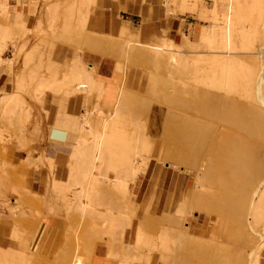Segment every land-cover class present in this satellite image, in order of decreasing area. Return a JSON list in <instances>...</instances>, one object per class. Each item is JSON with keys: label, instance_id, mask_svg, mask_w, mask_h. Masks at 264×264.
Listing matches in <instances>:
<instances>
[{"label": "rangeland", "instance_id": "rangeland-1", "mask_svg": "<svg viewBox=\"0 0 264 264\" xmlns=\"http://www.w3.org/2000/svg\"><path fill=\"white\" fill-rule=\"evenodd\" d=\"M258 1L260 4L256 5H252L250 0L238 1L241 5L245 2V5H248L247 8L244 5L246 9H249V6L254 8L246 15L245 12H241L242 14L238 16H241V19L234 18L239 21L238 23L234 19L232 20L235 24L232 26L231 36L228 38L223 37L222 33L225 31L224 25L228 14L229 0H181L182 4H188L184 11L187 10L190 14L189 18L181 20L182 24L186 23V29L180 28L176 38L171 36L169 31H163L161 34L153 35L150 40L141 39L143 42H151L153 39L156 42H162L168 39L183 50L199 51L203 54L207 53L211 47L219 51H228V53L235 50L236 52H230V54L232 53V57H234L233 54L236 56V59L233 60L237 62L231 61V63H234V66L237 65V68L230 63L229 65L235 70L231 67L230 69L226 68V70L227 72L229 70L240 72V76L237 77L238 74L236 75V73L238 72H234V76H228V73L226 76L222 75V69L212 58H210L211 60L207 58L208 55L204 56L206 58L202 65L196 67L197 70L190 67L191 65L173 70L164 68L155 70V67L150 64L141 65L142 63L137 61H124L120 53H114L116 51L108 53L98 49H88L87 37L90 34L108 37V35L105 36L94 29L97 0H0L2 6L0 10V70L2 69L3 73L8 76L9 82H14V88L11 92H7L5 88L0 91V264H154L158 256L163 257V252H160V247L163 245L161 239L163 235L165 236L167 232L178 233L180 231L187 234L192 233L195 243L190 242V246L188 243L184 244L182 247L186 249L173 250L170 257H164L165 264H175V262L176 264H216L215 261L208 260L207 255L205 257L201 255L198 243L202 238L211 241L213 246L228 248L225 252L223 251L224 253H228L230 246L241 248L246 256L243 264H264V175L256 174L253 177L254 181L252 180L253 186L250 187L249 192L251 202L249 203L252 205L249 208V204V209H244L246 212H243V215L245 214L243 219L246 221L244 223L247 227H242L243 222V224L238 223L239 221L236 223V225H241V233H245L247 230L248 234L251 233L250 237L245 236L246 239L232 238V236H229V239L224 227L215 230L217 225L221 223L222 217L217 218L212 215L214 213H205L206 223H199V220H202L200 214L203 213L198 211L197 205L189 200L185 201L183 207H177L181 214L182 211L184 212L182 215L177 214L176 216V212L174 213L172 210L169 212L170 209H165L169 197L174 191L173 187L178 185L179 173L180 175L183 173L182 177L185 178L183 185L180 184V193L186 192L188 195L190 192L193 193V188L197 184L196 176L198 173L196 172H198L200 163L207 159L208 166L212 165L211 159L213 160L212 153L216 148L215 145L211 149V153L208 147L201 149L200 163L193 165L183 162V164L179 160L175 161L167 157V151L171 146L168 143H164L165 146H162L160 158L142 149L140 142L133 138L132 132L136 127L127 125L126 128L130 132L126 141L129 146L136 143V146L131 147V151L134 152L138 149L137 153L134 154L136 160L139 161L140 170L138 174L134 177H131L130 173V175L128 174L127 168L121 164L122 143L116 144L112 148L111 155L107 154V157L103 155L99 159L98 163H101H99L100 165L97 163L98 171L96 169L94 171V180L100 181V184L97 183L100 188L97 186L98 189L96 187L94 194L88 198L91 203L85 199L82 190L85 182L81 172V164L83 163L78 159L79 156H76L77 160L74 159L76 157L73 151L77 141L83 139L86 144L88 143L87 145L93 143L92 131L96 129L94 119L98 118L97 113L99 111H112L115 108L114 103L117 98L114 96L117 94V89L115 85L108 84L107 98L105 96L101 100L95 95V90L85 89L80 82L77 83L75 80L65 82L62 79L64 69H70L74 65H72L74 52L82 55V57H85L86 54L96 55L98 58L100 56L102 58L108 57L114 60L116 65L118 62H122L126 65L128 63L130 67L140 68L144 73L157 76L156 78L162 80L159 82L160 84L154 82L156 84L155 92L150 91H153L152 87L155 85L152 82L156 80L144 81L143 84L145 86L147 84V87L151 88L139 93L148 101L153 102L150 105L152 104L151 108L155 109L158 121L161 115L168 116V110L182 109L180 111L194 115L190 106L197 105L200 98L198 93L203 95L204 93L205 95L206 93L214 94L217 103L220 102L217 106L221 113L217 115L218 117L216 116L217 118L215 117L216 119L203 117V121L208 124L210 122L209 125L214 123L218 125L219 121L223 120L222 123H224V119H228L227 125L217 127L220 132L218 133L219 136L226 130L230 134L246 137L248 144L245 148L250 150L254 160L264 167V103H262L264 96L259 99L257 91L258 82L261 80L264 82V0ZM178 2L180 0L173 2L177 6L176 13H180ZM252 3L254 4L253 1ZM27 7L29 8L28 13H24V9ZM224 15L226 16L224 17ZM31 16L37 17L33 26L29 24ZM125 25L128 27L126 23ZM130 31L134 36H138L137 33ZM210 32L214 34L212 44L206 39ZM112 37L117 38L119 35ZM112 37L109 36L108 38ZM117 55H119L118 58ZM242 63L245 64V68ZM87 65L104 79L96 62L88 61ZM216 71L219 73L218 76H216ZM201 72L204 76H201ZM116 76L119 80L122 79V73L119 71L114 77ZM226 77L239 83L234 81V84L232 81L229 83L226 80L230 81L231 79ZM240 77L243 80H240ZM199 78H204V80ZM105 79L107 80V77ZM48 81L55 83L50 84ZM196 81L205 82L198 83ZM62 82L64 85L61 84ZM65 83L68 84L69 88ZM231 85L235 87L233 88ZM74 88L77 92L74 91ZM262 93L264 94V88L261 96ZM152 96H157L158 100ZM219 96H221V101H219ZM222 100H226V104L229 106L225 105V101L221 104ZM188 105L190 106L188 107ZM256 107L258 110L255 109ZM93 108L96 110L92 115L94 120V123L92 120V128L94 129L90 128V130L86 125L84 128L78 129L77 126L69 123L71 117L78 119L84 116L85 120L86 112ZM146 113L142 115L134 113L133 118L131 117L134 120L136 117L138 118L136 119L137 127L147 122ZM123 119L126 124L131 122L129 117ZM235 119H241L239 121L241 126L235 125L237 122H233ZM53 127L65 128L69 135L68 139L54 141L49 137ZM208 132L207 134H210ZM215 135H217L216 131ZM153 137L158 138V135L154 133ZM75 138H77L76 141ZM36 145L44 146V148H33ZM56 146H60V148L57 149ZM129 146L128 151L130 150ZM47 148L51 150L56 148L54 150L56 154L49 153ZM16 151H27L29 156L27 159L16 163L17 160L14 159ZM57 153L64 158L58 160ZM34 155H38L39 158L33 159ZM31 161L35 163H31ZM154 165L160 167L161 170L172 172L169 173L164 186L166 190H164L162 197L160 194L164 187L160 188L161 181H155L150 190L152 179L148 169L149 166L153 167ZM28 168H35L36 171H40L42 168L47 169L45 184L41 190L34 191L27 184L25 169ZM79 172H81L82 178L79 177ZM97 178L99 179L97 180ZM211 178L209 176L203 182V190L205 189V191L215 195H225L227 191L218 184L219 179L215 176L212 178L215 180ZM151 193L153 200L144 199L148 195L152 196ZM84 202L88 204L87 207L89 206L86 210L84 209ZM82 209L85 210L86 214L83 213L84 210ZM195 213L196 217L194 216ZM45 216L62 220L64 227L57 234L59 239L54 244L42 246L37 244L36 230ZM176 217L183 218L180 221L182 223L178 220L177 222ZM234 218L237 220L238 214H235ZM247 233L246 235H248ZM196 235L201 237L197 238ZM249 240L251 241L249 242ZM220 249L216 250L219 256L222 257L223 255L224 260L226 258L234 262L226 260L224 263L221 258L223 262L218 261L217 264H238V258L234 260L236 255L232 253L240 254L239 249L240 252L236 249L231 253L229 251V254H226L229 258L223 252H219ZM210 250L208 249L207 252L211 254L212 250ZM171 256L175 259H170L173 258ZM239 260H242V257Z\"/></svg>", "mask_w": 264, "mask_h": 264}, {"label": "bare ground", "instance_id": "bare-ground-1", "mask_svg": "<svg viewBox=\"0 0 264 264\" xmlns=\"http://www.w3.org/2000/svg\"><path fill=\"white\" fill-rule=\"evenodd\" d=\"M238 1L237 0H229L228 14H227V16L224 15V17L226 16V19L224 18L225 19V25H224L225 31H224V33H222V36L225 38H228L229 36H231V29H232V26L235 24V23L233 24L232 20L234 18L237 19V17L240 14H242L241 12H245L244 13L245 15L249 14L250 11H252V8H254L252 6L251 7L249 6V9H246L248 5L247 4L245 5V2H244V4L241 5ZM252 1L254 2V4L252 3ZM252 1L250 0V3L252 5L260 4V2L258 0H252ZM244 5L246 8L244 7ZM0 7H2L1 3H0ZM258 8H260V7H258ZM258 13L260 15V12H258ZM86 15H88V14H86ZM240 17H238V18L241 19ZM243 17H244V15H243ZM86 20H87V18H86ZM257 20H259V19H257ZM235 21H237V20H235ZM238 22L239 21H237V23ZM86 24H87V22H86ZM118 35H119V37H117V38L116 37L114 38L112 36H110L112 38H108L109 36L104 37V36H102V35L100 36L98 34H90L87 37L88 38L87 47H88V49H92V50L98 49V50H101L102 52L105 51L108 53L112 52V51H116L114 53L115 54H117V52L120 53V56H121V58L124 59V61L125 60H127L129 62H131V61L136 62L137 61L138 63H142L141 65L150 64V65L155 67V70L156 69L157 70L162 69V68L168 69V70L169 69L173 70L174 68H179V67L180 68L181 67L186 68L189 65H191L190 67L196 68L200 64L201 65L203 64L202 62L206 58L204 56L208 55L207 58H209V59L212 58L214 60V62L219 66V68L222 69V70L220 69L222 75L226 76L228 73V76H229V75H233L234 72H238V71L232 72L231 70H229V72H227V70H226V68L230 69L231 66L229 64L231 63V61L237 62V61L233 60V59H236L235 58L236 56L233 54L234 57H232V55H231L232 53H234L235 50L230 49L231 50L230 52H232L230 54V52L228 53V51H225V52L219 51V50L213 49V47H211L212 49L210 48L207 53L205 52V54H203L202 52H199V51L198 52H196V51L189 52V51L183 50L182 48L175 46L173 44V42L171 40H168V39H165L162 42H156L155 39H153L151 42H143L139 39V34H138V36H134L133 33L129 30V28L125 24H123L122 27L120 28ZM206 39L209 40L210 44H212V42L214 40V34L212 32H210L208 34V36L206 37ZM84 40H86V39H84ZM232 43H233V41H232ZM84 44H85V42H84ZM251 47H253V46H251ZM248 48H250V47L248 46ZM118 56L119 55H117V58H118ZM100 58H102V57L100 56ZM250 59H252V58L250 57ZM119 61H120V59H119ZM248 61L250 62L249 59H248ZM87 62H88V60L85 57H82V55H80V54L78 55L77 52H74V54L72 56V65L73 64L74 65L72 68L70 67V69H67V68L64 69L65 72L63 71L64 74L62 76V79L65 82L66 81L68 82V80H75L77 83L80 82L84 86L83 88L90 89V91H91V89L93 91L95 90V92H96L95 95H97L101 100L104 99L106 96L107 85L113 84L116 86V89H117V94H116V96H114L117 98V100L114 103L115 108L112 111H99L97 113L98 118L94 119L96 121V123H94V120L92 118V115L94 114L93 112H95L96 110L94 109L95 111L89 110L86 112V115H85L86 119L84 120L83 128L86 125L89 127V129L90 128L94 129V128H92V120H93V123L96 125V129H94L92 131V136H94V138H93L94 140H93V143L90 142L92 144H89V145H87L88 143L86 144L83 141V139L80 140L78 142L76 148L73 151V152H75V157L79 156L78 159L81 160V162L83 163V164H81V172L83 174L82 177H84L83 179L85 180L84 186H82L83 187L82 190L84 191L83 195H84L85 199L89 200L88 198L94 194L93 192L96 191L95 188L98 186L97 183L100 182L98 180L99 178H97V180H98L97 182H96V179L94 180V171H95V169L98 171V168H96V167H97V163H98L99 159L103 155H105V156L107 154L111 155L112 154V148L116 144L120 145L122 143L121 146H123L122 147L123 150H122L121 154L119 152L118 153L120 154V156L122 158L121 164H123L125 166V168H127L126 170H127L128 174L130 173L132 175L131 177H134L135 175L138 174V171L140 170L139 161H138V159L136 160V158L134 156V154L137 153L138 149L135 150L136 152L131 151V147L133 148V145H135L136 143L132 144V146L131 145L129 146V143L126 141L128 136H129V132H130V130L128 128H126V126L130 125V126L136 127L134 132H132L134 134L133 138L135 139V141L140 142L141 148L147 152H151L155 157H159V158H160V155H162V146L164 145V143H168L169 145H171V146H169V149L167 151V153H168L167 157L168 158H170L171 160H175V161L179 160V162H181V163L185 162V164L190 163V164L195 165V163H200L199 160H200V156H201L200 155L201 149L204 147H208V149H210V151L209 150L208 151L211 153V149H213V147L215 145L216 148H214L215 149L214 152L212 151L213 152L212 153L213 154L212 155L213 160L211 159V161H213V163L211 162L212 165L208 166V160L207 159L206 160L204 159L200 163V166L198 168V172H196V173H198L196 176L197 177L196 178L197 184L193 188V193L190 192L191 195L190 194L188 195L186 192L185 193H180V192L176 193L175 195H173V198H171L172 201L170 202V205L166 206L165 209L166 208L170 209L169 212H171V210L174 213L176 212L175 214L177 216V214H181V211L179 212L178 208L183 207L185 205L184 204L185 201L189 200L190 202L197 205V209L201 213H203V214L214 213L212 215H215L217 218L222 217L223 220L221 219V223L217 225V227H216L217 229H215V230H219L221 227H224L225 233L229 239H230L229 236H232V238L241 237L242 239L245 238V236L250 237L251 233L248 234L247 233L248 230L245 233L244 232L241 233L240 232V226L241 225H239V224L236 225V223L238 221H239L238 223H241V224L246 222L243 219V216H245V214L243 215V212L245 213L246 211L244 209L248 210L250 208V206L252 205V204H250L251 202H250V193H249L251 190L250 187L253 186L252 180H253L254 175H256V174L257 175H261V174L264 175V167L261 166L259 162L255 161L252 152L250 150H248L247 148H245L248 144L246 142L247 141L246 137H241V135H236V134H230V132L228 133V131H226V130H224L219 136L218 133H220V132L218 131L217 127L219 125H225V124L227 125L228 119H224V123H222L223 120L219 121L218 125L215 123L213 124L212 122L211 123L213 125H209L210 122L208 124L207 122L203 121L204 120L203 117L215 118L217 115H219V113H221L219 110V107L217 106L218 103H220V102L217 103L216 97H214L215 95L213 94L214 95L213 96L212 94H207V93L205 95L204 92H206V90H207L206 88H204L206 90H203L204 91L203 92L204 95H203L202 93H200L198 91V88H197V91L199 92V93L198 92L197 93L199 94V97H200V98L198 97L199 101H198L197 105H195V106L193 105L194 107L193 106L191 107L190 105H188V107L190 106V108L192 109L194 115H189L185 112L180 111L182 109L171 110V111L168 110L167 111L168 116L166 115L167 117H165V114L163 113L164 115H161L162 117L160 116V120L158 121L155 109L151 108L152 104L150 105V103H153V102L148 101L145 97H143L139 93L145 92L151 88V87L148 88L147 84L145 86L143 84L144 81L149 80L148 82H150V81H153L155 79L156 81L152 82L154 84V82L159 83L162 80L156 78L157 76L154 77V76H151L147 73H144L143 71H141L140 68H139L140 69L139 70V69H136V67L128 66V63L126 65L125 63H122V62H118L116 65V70H117L116 73H118V71L120 73H122V79L119 80L118 76H116V77H112V78L107 77V80H106L105 76L103 79L99 75L98 72H96L94 69H92V67L90 68L89 65H87ZM91 63H93V62H91ZM242 64H244V63H242ZM231 65L234 66V63L233 64L231 63ZM203 67H204V65H203ZM234 67L237 68V65ZM244 68H245V64H244ZM195 70H197V68ZM233 70H235V68ZM244 71H245V69H244ZM244 71H242L243 74H244ZM195 73L197 74V71H195ZM239 73L240 72L236 73V75L238 74L237 77L240 76ZM259 73H261V72H259ZM216 74H217L216 76L219 75L218 72ZM248 75H249V73H248ZM262 75H263V73H262ZM201 76H204V75H202V72H201ZM196 77H198V76L196 75ZM196 77H195V80L197 79ZM226 78H229V77H226ZM199 79H202V78H199ZM229 79H231V78H229ZM241 79L242 78L240 77V80ZM52 80H53V78H52ZM54 80H55V78H54ZM202 80H204V78ZM75 81H74V83L77 84ZM222 81H223V79H222ZM226 81H228L230 83L232 81V79L230 81L229 80H226ZM233 81H232V84H234ZM261 81L258 82V86H257V88H258L257 91L259 93V96H258L259 99H262L261 97L264 96L263 93L261 96L262 89L264 88L263 87L264 82L263 81L261 82ZM196 82L200 83V82H205V81H200V82L196 81ZM228 82H226V83H228ZM234 82L239 83L237 81H234ZM48 83L54 84L55 82L52 83V82L48 81ZM229 83H228V85H230ZM61 84H63V82ZM61 84H59V85L61 86ZM177 84H179V83H177ZM154 85L155 86L152 85L153 91H150V92H155L154 87H156V84H154ZM66 86L68 87V84H66ZM75 87H76V85H75ZM77 87H78V84H77ZM77 87H76V89H77ZM231 87H233V85H231ZM236 87H237V84H236ZM64 88H65V86H64ZM226 88H228V87H226ZM70 89H72V88H70ZM248 90H249V88H248ZM62 91H64V90H62ZM74 91H75V88H74ZM81 91H83V90H81ZM90 91H89V93H90ZM75 92H77V91H75ZM197 93H196V95H197ZM152 97L157 98V96H152ZM106 98H107V96H106ZM218 98H219V101H221L220 100L221 96H219ZM157 100H158V98H157ZM224 101L222 100L221 104H223V102H224L225 105H228V104H226V100H224ZM166 102H168L167 99H166ZM107 104H109V102H107ZM192 104H193V101H192ZM158 107H159V105H158ZM220 108H222V107L220 106ZM159 109H160V107H159ZM165 109H166V107H165ZM255 109H257V107ZM134 113H138L140 115H142L143 113H146L148 116L147 122L143 123L141 126L138 125V127H137L138 122L136 121V119H138V118L136 117L135 120L132 119L133 118L132 116ZM124 117H126V118L129 117L131 122L126 124V122L123 119ZM251 117H253V116H251ZM240 120L235 119V120H233V122H236V121L239 122ZM254 120H256V119H254ZM237 122L235 123V125L241 126V124H240L241 122H239V124H237ZM252 123H254V122H252ZM242 125H243V122H242ZM249 125H251V124H249ZM207 131H209L210 134H207ZM215 131H216L217 135H215ZM154 133H156L158 135V138L153 137ZM134 139H133V141H134ZM131 143H133V142H131ZM140 144L138 143L139 146H140ZM128 146L130 147L129 151L127 150ZM204 152H205V150H204ZM105 156H104V158L107 157V156L106 157ZM209 156H210V154H209ZM77 157L74 159L77 160ZM205 158H207V157H205ZM261 160H259V161H261ZM99 163H101V162H99ZM109 164H111V163H109ZM112 164H114V163H112ZM99 165H98V167H99ZM77 166H79V165H77ZM109 166L111 167V165H109ZM81 172H79L80 173L79 177H81L80 176ZM209 176L212 178L215 176L219 179L218 184L222 185V187H224L227 191V193L225 195H222V194L218 195L217 193H216L217 195H215L214 193L205 191V189L203 190V187H202L203 182H205ZM212 180H215V179H212ZM98 187H97V189H98ZM253 189H254V187H253ZM90 203H91V201H90ZM192 203H190V204H192ZM84 204H85L84 209L85 210H86V208L88 209V207H89V206L87 207L88 204L86 202H84ZM248 205H249V208H248ZM176 208H177V210H175ZM84 209H82V210H84ZM85 210L83 213L86 214ZM183 213L184 212L182 211V214ZM262 213H263V211H262ZM235 214H238L237 220L234 218ZM256 214H258V213L256 212ZM256 214L254 213V215H256ZM184 218H185V216H184ZM182 219L183 218L176 217V221L178 220L180 222V221H182ZM180 223H182V222H180ZM183 226H184V224H183ZM243 226H245V223H244V225H242V227ZM246 227L247 226H245V228ZM167 229H169V228H167ZM169 230H171V229H169ZM246 233L248 235H246ZM199 237H201V236H197V238H199ZM161 239H162L163 245H162V247H160V252H163V257L158 256V258L155 260L154 264H165V258L164 257H166V256L170 257V255L173 253V250L175 251V250H177V249L179 250L181 248L186 249V248L182 247L184 244L188 243L190 246L191 245L190 242L195 243V240L193 239L192 233L187 234V233H184L181 231L178 233L167 232L165 234V236L163 235V238H161ZM250 241L251 240H249V242ZM238 243H239V241H238ZM198 244L200 246L201 255H203V257H205V255H207V259L208 260L210 259V261H213V262L215 261L216 264L218 261L221 262L222 259H223L224 263L226 260L230 261V262L233 261V260L231 261V259L228 260L226 258L224 260L223 255L221 257V256H219V254H217L216 250L218 251L221 248L220 249L221 251H219V252H223V251L225 252L226 250H228V248H226V247L213 246L211 241H209L207 239L204 240V238H202ZM251 244H252V242H251ZM246 245H248V244H246ZM78 247L80 248L79 245H78ZM230 247H229L230 253L233 252V250L235 251V249L237 248V246L236 247L232 246L234 249L232 247L231 248ZM210 248L212 251L210 250ZM223 248H224V250H222ZM208 249L211 251V254L209 252H207ZM238 249L241 251V248H237L236 250H238ZM239 250H238V252H240ZM214 251H215V253H214ZM229 251H228V253H224V252L223 253L226 255V254H229ZM243 252L244 251L242 250L240 254H238L237 252L232 253V254L236 255L234 260H236L238 258V264H243L244 263L243 260L244 261L246 260L245 259V257H246L245 253H243ZM171 257H173V256H171ZM226 257H228V255H226ZM241 257H242V260H239ZM170 259H175V258L173 257ZM170 259H169V261H170ZM175 264H176V262H175Z\"/></svg>", "mask_w": 264, "mask_h": 264}, {"label": "crops", "instance_id": "crops-1", "mask_svg": "<svg viewBox=\"0 0 264 264\" xmlns=\"http://www.w3.org/2000/svg\"><path fill=\"white\" fill-rule=\"evenodd\" d=\"M177 1L178 0H97L96 11L94 13V29L104 35L114 36L119 34L120 28L123 24L126 23L130 30L139 34L140 40H150L153 35L161 34L163 33V31H169V34L176 38L178 36V30L180 28L186 29V23L182 24L181 20H186L187 17H190L188 11H184L188 4H182L181 0L180 2H178L179 4L177 3L178 7L180 8V13H176L177 6H175L173 2L175 3ZM28 11V7L24 9V13H28ZM29 20V24L33 26L35 24V21L37 20V17L31 16ZM85 58L89 62H96L103 76L112 78L116 74V64L114 60L108 57L98 58L96 57V55L91 54H86ZM8 80V76L4 74L1 69L0 91L4 88L7 92H11L13 90L14 82H9ZM92 110H94V108ZM83 121L84 116L78 119L75 117H71L69 123L71 125L73 124L77 126L78 129H82ZM49 137H51L54 141H64L68 139L69 135L65 128L53 127L49 133ZM76 139L77 138H75V141ZM76 146L77 145H75V148ZM33 148L42 149L44 148V146L36 145ZM56 148L59 149L60 146H56ZM56 148H54L53 150H51L50 148L47 149L49 153L56 154V152L54 151ZM59 153H57L56 157L58 158V160H61V158H64V156H61ZM28 156L29 154L27 151H16L14 154V159L17 160L16 163H19L20 160H25L28 158ZM38 158V155L33 156V159ZM31 163L35 162L31 161ZM25 171L27 172V184L29 185V187L34 191L41 190L42 186H44L45 184L47 169L42 168L40 171H36L35 168H28L25 169ZM148 171H150L149 176H151L152 179L150 190L153 188L154 183L157 180L162 182L160 184V188L162 186L164 187L166 185L169 173H172L170 172V170H161L160 167H155V165L153 167L149 166ZM182 175H180L179 173L177 179L178 185L177 187H173V190L175 192L172 190L173 193L169 197L167 206L170 205L173 195L180 192V184L182 183L183 185L185 179L184 177H182ZM164 190H166L165 187L162 189L160 197L164 195ZM144 199L153 200V194L150 197L149 195L146 196ZM200 215V219L202 220H199V223L201 222V224H205L207 221V218H204L205 214ZM194 216L196 217V213L194 214ZM63 227L64 224L62 220L51 218L50 216L43 217L36 230V234L38 235L37 244H41L42 246L54 244L55 241L59 239L57 234L63 229Z\"/></svg>", "mask_w": 264, "mask_h": 264}, {"label": "clouds", "instance_id": "clouds-1", "mask_svg": "<svg viewBox=\"0 0 264 264\" xmlns=\"http://www.w3.org/2000/svg\"><path fill=\"white\" fill-rule=\"evenodd\" d=\"M262 103H264V101H262Z\"/></svg>", "mask_w": 264, "mask_h": 264}]
</instances>
